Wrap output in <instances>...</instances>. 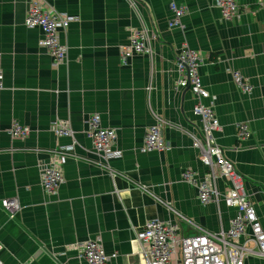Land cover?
<instances>
[{"label":"crops","instance_id":"crops-1","mask_svg":"<svg viewBox=\"0 0 264 264\" xmlns=\"http://www.w3.org/2000/svg\"><path fill=\"white\" fill-rule=\"evenodd\" d=\"M41 1L50 13L77 19L60 35L68 55L58 66L38 46L40 31L24 25L28 1L0 0V202L18 203L13 214L0 205V263L86 264L77 245L99 239L106 253H116L112 264H145L135 240L150 220L176 223L185 236L195 234L189 222L228 230L235 216L223 199L228 182L217 178L218 199L203 204L197 186L182 179L185 170L198 180L207 173L189 136L200 127L195 97L175 87L174 60L183 47L201 59V84L215 97V141L243 178L264 230V0H239L232 22L221 19L212 0ZM172 2L186 9L183 29L167 26ZM135 30L147 34L149 53L123 64L120 47ZM230 70L241 72L249 94ZM95 114L116 131L122 154L105 165L86 134ZM13 121L29 127L25 139L11 138ZM58 121L71 125L75 158L65 161L58 192L47 194L39 167L72 142L52 133ZM241 124L249 130L243 141L236 136ZM157 125L167 150L141 152L145 132ZM249 247L244 264H264Z\"/></svg>","mask_w":264,"mask_h":264},{"label":"built area","instance_id":"built-area-1","mask_svg":"<svg viewBox=\"0 0 264 264\" xmlns=\"http://www.w3.org/2000/svg\"><path fill=\"white\" fill-rule=\"evenodd\" d=\"M26 1H28V7L24 17L25 27L38 29L42 34L38 46L48 52L53 65L62 64L67 60L68 48L61 41L60 35L65 33L68 26L77 19L50 13L41 0ZM212 1L220 11L223 21L232 22L238 18L239 0ZM169 12L171 18L167 26L183 29L181 19L186 14V9L172 2L169 4ZM152 39L155 40V37ZM148 41L149 38L145 32L132 31L128 43L120 47L122 63L125 64L135 54H148ZM174 62L178 74L176 90L189 91L195 97L192 114L199 120L200 127L189 136L192 148L198 153L199 161L207 170V173L200 177L201 180L197 179V174L193 170H185L182 173V179L188 184L197 186L198 200L203 204L213 198L218 199L215 181L217 178L225 179L229 189L224 194V203L235 210V216L231 219L227 231L221 230L217 233L201 229L189 222L188 224L195 230V234L190 236L181 235L180 227L176 223L150 220L136 235L135 241L139 246L141 257L145 264H171L175 259L178 260V264H244V254L251 252L249 246L253 245L264 259V230L249 200L243 178L237 173L233 164L225 158L214 138V132L219 130V121L213 111L215 97H211L201 84L198 72L201 59L197 53L183 47L177 53ZM229 72L240 91L249 94L251 88L245 82L241 72L238 70ZM3 80L4 75L0 67V91L4 87ZM208 99L211 102L205 105L203 100ZM86 127L87 137L92 143V151L102 161L101 165L122 157L121 151L116 147V131L102 127L98 114L87 120ZM51 131L56 137H68L72 139V142L51 151L48 163L41 164L39 167L40 186L47 194L57 193L64 184L63 165L69 157L75 158L76 143L74 132L68 122L54 123ZM8 133L11 138L25 139L30 129L13 121ZM236 136L239 141L246 140L249 136L248 127L238 125ZM140 150L143 153L167 150L160 125L147 129ZM0 205L11 214L18 208L16 199H2ZM165 206L172 210L167 204ZM77 249L86 264H112V261L117 258L116 253L105 252L99 239H87L79 243Z\"/></svg>","mask_w":264,"mask_h":264},{"label":"water","instance_id":"water-1","mask_svg":"<svg viewBox=\"0 0 264 264\" xmlns=\"http://www.w3.org/2000/svg\"><path fill=\"white\" fill-rule=\"evenodd\" d=\"M185 91H186V90H185ZM185 91H184V92H185Z\"/></svg>","mask_w":264,"mask_h":264}]
</instances>
